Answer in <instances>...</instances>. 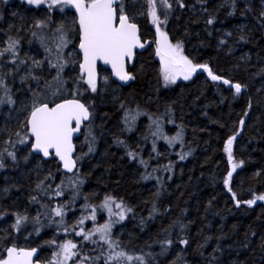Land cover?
<instances>
[{"label":"trees","instance_id":"obj_1","mask_svg":"<svg viewBox=\"0 0 264 264\" xmlns=\"http://www.w3.org/2000/svg\"><path fill=\"white\" fill-rule=\"evenodd\" d=\"M186 3L185 9L177 8L169 18L165 30L170 39L173 43L182 41L185 54L194 62L208 63L214 74L246 87L237 96L230 85L211 81L203 70H198L188 81L179 80L165 87L159 76L154 43L152 46L146 44L145 50L129 68L134 76L129 85L121 87L106 74L108 83L103 87L98 85L102 91L84 96L85 102L94 105L96 150L87 156L88 159L81 160H85V164L80 195H88L92 205H99L101 195H111L131 208L123 221L113 225L114 236L129 253L151 251L152 264H209L213 256L216 257L214 264H264V248L260 246L264 242V201H257L251 208L246 204L237 208L231 193L223 187V178L229 170L223 144L239 127V119L251 99L250 115L245 118L246 125L233 144L236 161L245 163L233 173L231 185L241 201L252 199L253 193L264 194V27L259 23L264 0H237L238 7L233 15L228 14L231 11L228 0H203V3L186 0ZM246 4L251 11L245 10ZM45 15H51L53 28L61 22L71 24V13L64 15L59 10L48 13L45 6L36 8L28 5L27 0H0V40L11 31L23 38L22 56L27 54L43 59L44 50L32 39L31 32L35 21ZM209 16L215 17L213 25L206 24ZM140 28L142 40L154 42L155 32L146 17L140 19ZM241 35L246 39L241 40ZM221 40L225 43L221 44ZM65 72L69 76L78 74V65L75 71L69 65ZM15 87H21L18 77ZM27 87L25 84L17 92L18 104L27 100ZM121 102L128 108L139 106L142 112L154 115L164 114L170 108L174 123L168 124L169 117L165 116L162 121L164 132L172 136L178 130L177 126H182L184 147L179 143L169 147L160 139L155 141L156 151L153 152V138L149 135L144 139L150 124L148 115L138 117L133 131H123ZM16 126L15 113L10 116L7 106L0 108V129ZM114 137L124 140L130 149L138 152L139 158L147 161V169L138 161L129 160L125 148L113 142ZM84 141L82 144L87 148ZM3 147L0 143V148ZM189 151L186 159H179L177 153ZM82 153H85L83 149L80 155ZM27 154L28 148L17 145V163L8 160V166L0 169V212L7 213L0 219V230H10L9 226L14 222L10 214L13 211L26 212L31 217L44 211L39 204L29 203V195L35 194L32 190L38 179L51 171L55 173L52 186L60 182L57 163L53 159L43 161L34 155L25 162L23 157ZM169 164L171 170L165 171ZM153 169L157 171L153 173ZM257 172H260L259 176L255 175ZM147 173H153L152 178L142 179V174ZM155 177H160L159 183ZM6 187L9 191L4 193ZM69 198L66 193L54 198L51 205L55 207ZM42 202L47 203V200L42 198ZM82 203L86 201L78 196L66 210V225H75L82 215L91 213V207L83 210ZM87 203L91 205L89 200ZM153 204L157 211L150 218ZM96 215L95 223L102 224L101 216ZM104 217L107 215L102 219ZM55 219L59 220L58 217ZM41 220L45 227L39 235L34 232L31 222L20 233H13L18 237L15 242L19 246L39 250V262L47 263L52 258L53 249L45 241L54 237L60 241L82 240L75 236L78 227L75 231L70 228L66 234L63 227L58 230L55 224L48 225L43 216ZM177 221L184 228L177 224L170 229L173 244L166 253L159 254L160 246L153 241L167 236L164 229ZM92 227L93 221L85 220V230ZM180 238H186L189 243L180 245ZM149 243H152L151 249L146 247ZM2 247L0 244V249ZM95 247L85 244L86 251ZM216 249L219 250L214 251Z\"/></svg>","mask_w":264,"mask_h":264},{"label":"snow or ice","instance_id":"obj_2","mask_svg":"<svg viewBox=\"0 0 264 264\" xmlns=\"http://www.w3.org/2000/svg\"><path fill=\"white\" fill-rule=\"evenodd\" d=\"M197 2L203 3V0ZM27 4L36 8L45 6L48 13L55 10H59L64 15L71 13L72 19L71 24L61 22L53 28L51 15H45L32 25L31 37L43 48L45 53L43 59H36L27 54L22 56L23 38L11 34V31L6 34L5 39L0 40V108L7 106L9 115L15 113L17 122L15 128L0 129V143L4 145L0 148V169L8 166L6 163L8 160L16 164L17 145H24L28 148V154L23 157L25 162L34 155L42 157L45 161L51 158L57 162V172L60 173L61 178L53 187L55 173L49 171L42 179L37 180L32 190L35 194L29 195V203L39 204L43 212L38 211L35 217L29 216L26 212L10 213L14 217V222L9 226L10 230H0L2 233L0 244L3 245L0 249V264H34L33 258L37 255L38 249L19 246L15 242L18 237L13 233H20L26 224L31 222L34 232L39 235L45 227L41 220L42 216L48 225L55 224L58 230L63 227L66 234L70 228L75 231L78 227L79 231H75V236L82 237L79 242H74L72 239L60 241L56 237L45 241L53 249L52 258L47 264H69L70 261L71 264H152L151 251L140 254L129 253L120 239L114 236L113 225L123 221L126 214L132 211L122 200L117 202L115 197L105 195L99 205H89L86 196V203L82 207L85 210L91 207V213L82 215L75 225L69 226L64 222L66 210L75 203L80 195V187L84 183L78 163L84 156L96 150V136L93 133L94 105L85 102L84 96L89 92L97 94L102 91L98 86V62L110 66L111 75L119 81H130L134 76L126 69L128 62L133 61L137 49L145 48V44L152 46L154 43L155 55L159 58V76L165 87L175 84L178 78L185 81L192 79L193 74L198 70L206 72L213 82L222 81L224 85H230L237 96L242 93L246 85L240 82L233 83L214 74L208 63L194 62L185 54L182 41L177 40L173 43L170 39L165 27L177 8L185 9L188 6L186 0H27ZM228 6L231 8L228 14L233 15L238 7L237 0H228ZM245 10L251 11V8L246 4ZM204 11L207 12V8ZM144 17L155 29L154 42L142 40L140 19ZM214 22V16H209L206 20L207 25H213ZM259 23L264 27V9L260 11ZM19 31L20 29H17V32ZM240 39L245 40L246 37L241 35ZM220 43L224 44L225 41L221 40ZM69 45L73 46V51L66 53L65 49ZM45 65L47 74H45ZM69 65L72 66L73 71L78 65V74L74 76L66 74L65 69ZM17 77L20 88L15 87ZM103 79L106 85L108 76ZM25 84L28 85V98L18 104L16 94ZM120 108L123 111L121 118L123 131H133L138 117L148 115L150 124L148 135L144 139H148L149 135L153 138V152L156 151L155 141L160 139L169 147L177 143L184 147L182 126L178 125V130L172 136L164 132L162 121L165 116L169 117L166 121L168 124L174 123L170 118V108L161 115L142 112L139 106L128 108L123 102ZM251 108L252 102L249 99L248 106L239 119V127L234 129L223 144V152L226 154L229 166L223 178V187L231 193V199L237 208L241 204L251 208L257 201H264V194L255 193L252 199L241 201L231 185L233 173L245 163L243 160L236 161L233 144L241 135L246 125L245 118L250 115ZM82 130H84L87 152L75 156L74 134ZM113 142L125 148L129 160L138 161L147 169V161L139 158V153L130 149L124 140L114 137ZM10 148L12 150H9ZM177 155L180 160H184L190 155V151ZM164 170L170 171V164L165 166ZM156 171L157 169H153V173ZM153 173L142 174V179L152 178ZM255 175L259 176L260 172ZM155 178L159 183L160 177ZM8 191L7 187L3 189L4 193ZM66 193H70L68 201L57 203L55 207L51 205L54 198L62 197ZM156 195L158 196L159 192ZM42 198L46 199L47 203L42 202ZM113 206L117 211H113ZM98 208L106 210L109 217L103 224L95 223ZM156 211V206L153 204L150 218ZM6 214L0 212V219ZM57 217L59 220L55 219ZM113 217L116 219H112ZM88 219L93 221V227L85 230L84 223ZM177 224L178 221L170 225L169 229H164L168 235L163 239L153 241L160 246L159 254L166 253L172 246L170 229ZM179 227L183 229L184 225L179 224ZM178 242L180 245L189 243L186 238H180ZM85 244L96 247L86 251ZM260 246L264 248V242ZM146 247L151 249L152 243L146 244ZM215 260L216 257L213 256L209 264H214Z\"/></svg>","mask_w":264,"mask_h":264},{"label":"water","instance_id":"obj_3","mask_svg":"<svg viewBox=\"0 0 264 264\" xmlns=\"http://www.w3.org/2000/svg\"><path fill=\"white\" fill-rule=\"evenodd\" d=\"M144 51V48L143 49H137L136 50V55H135V57H134V59H133V61H130V62H128V64L129 65H131V64H133V62L135 61V59H136V56L138 55V54H140V53H142ZM101 68V69H103V70H106V71H108L109 73H110V76H111V79L115 82V83H117V84H119L121 87H125V86H127V85H129L130 83H131V80L130 81H127V82H122V81H119L115 76H112L111 75V67L110 66H108V65H103L101 62H98V68ZM126 69H127V66H126ZM98 70V69H97ZM98 76H99V74H98ZM82 132V131H81ZM81 132L80 133H76V134H74V138H73V144H74V142L76 141V139H78L80 136H81ZM74 146H75V144H74ZM75 154V153H74ZM38 157H40V156H38ZM43 161H45L42 157H40ZM51 158H49L48 160H50ZM57 163V162H56ZM66 175H71V174H66ZM38 255H39V250H38V252H37V255L36 256H34V264H47V263H41V262H38L36 259H37V257H38Z\"/></svg>","mask_w":264,"mask_h":264},{"label":"flooded vegetation","instance_id":"obj_4","mask_svg":"<svg viewBox=\"0 0 264 264\" xmlns=\"http://www.w3.org/2000/svg\"><path fill=\"white\" fill-rule=\"evenodd\" d=\"M137 57H138V55L136 56V59H137ZM136 59H135V61H136ZM135 61H134V63H135ZM134 63L132 64V66L134 65ZM131 66V65H130ZM130 66H128L127 68L129 69V67ZM129 71V70H128ZM84 134V130H83V132H82V135H81V138L78 140V141H76V143H75V156H80V152H81V150L83 149L84 150V152L86 153L87 152V148L85 147L84 148V146H83V144H82V142L84 141L83 140V135ZM92 154V153H91ZM88 157L90 156V154L89 155H87ZM87 156H84L85 157V160L86 159H88V157ZM85 160L82 162L81 160L79 161V163H78V168H79V170H80V174H82V167H83V165L85 164ZM86 164H88V163H86ZM82 176V178H83V174L81 175ZM87 197H88V195H86ZM104 195H101L100 196V200H101V197H103ZM88 200L90 201V204L92 205L93 204V202H92V200H90L89 199V197H88ZM89 211L91 212V208L89 209ZM99 211H101V210H97V213L99 212Z\"/></svg>","mask_w":264,"mask_h":264},{"label":"rangeland","instance_id":"obj_5","mask_svg":"<svg viewBox=\"0 0 264 264\" xmlns=\"http://www.w3.org/2000/svg\"><path fill=\"white\" fill-rule=\"evenodd\" d=\"M73 11H74V10H73ZM149 25L154 29V27H153L150 23H149ZM154 32H155V29H154ZM145 45H146V44H145ZM147 45H148V44H147ZM70 46H71V45H69V47H70ZM65 50H66V49H65ZM72 51H73V48L70 47V48H67V50H66L65 52L67 53V52H72ZM158 60H159V58H158ZM158 62H159V61H158ZM104 77H105V75H101V77H100V82H99V84H100V86H102V87L105 86L104 79H103ZM179 80L182 81L183 79H182V78H178L177 81H179ZM93 131H94V130H93ZM81 175H82V174H81ZM81 178H82V176H81ZM67 194L70 195V193H67ZM80 194H81V193H80ZM79 196H80L83 200H85V196H84V194L79 195ZM103 198H104V196H103ZM103 198L101 199V201L103 200ZM101 201H100V202H101ZM84 204H85V203H82V206H83ZM99 204H100V203H99ZM82 206H81V207H82ZM82 209L85 210L83 207H82ZM99 210H101V211H99L98 213H99V215L101 216V219H100V220H102L101 222H102V224H103V223L106 221V219H109V217H108V214H107V211H106V210H103V209H99ZM113 211H117V210L115 209L114 206H113ZM104 215H107V217H106V218L104 217V218L102 219V216H104ZM96 216H97V215H96ZM112 219L115 220L116 217H113ZM117 223H118V222H117ZM117 223H115V224H117ZM115 224H114V227L116 226Z\"/></svg>","mask_w":264,"mask_h":264}]
</instances>
